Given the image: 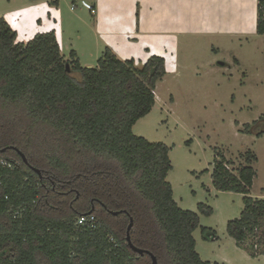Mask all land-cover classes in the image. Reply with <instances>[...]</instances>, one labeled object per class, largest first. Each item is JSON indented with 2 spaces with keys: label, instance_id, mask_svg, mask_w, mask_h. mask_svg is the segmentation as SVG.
<instances>
[{
  "label": "trees",
  "instance_id": "16d2710c",
  "mask_svg": "<svg viewBox=\"0 0 264 264\" xmlns=\"http://www.w3.org/2000/svg\"><path fill=\"white\" fill-rule=\"evenodd\" d=\"M256 33L264 36V0ZM16 37L0 19V264H151L125 241L130 220L131 243L157 264H211L195 251L198 215L173 200L168 147L132 133L155 104L164 59L138 69L107 48L85 68L74 51L64 59L52 32ZM255 161L247 153L234 174L218 156L211 175L217 191L244 196L226 232L251 258L264 257V198L249 197ZM89 212L101 228L84 232L76 221Z\"/></svg>",
  "mask_w": 264,
  "mask_h": 264
},
{
  "label": "rangeland",
  "instance_id": "374dc122",
  "mask_svg": "<svg viewBox=\"0 0 264 264\" xmlns=\"http://www.w3.org/2000/svg\"><path fill=\"white\" fill-rule=\"evenodd\" d=\"M247 2L254 7L252 22L220 13L217 40L199 35L195 30L200 27H186L195 33L174 41L165 31L152 37L150 23L138 28V10L132 26L126 27L125 14H117L120 22L114 23L116 14L105 10L104 0H0V19L10 12L26 16L22 32L29 34L27 38L30 27L45 26L50 31L44 32L54 35L61 32V55L68 60L70 52H76L82 67H96L107 48L121 61L133 60L138 69L152 56L164 59L166 75L155 86V104L132 133L168 147L172 169L166 180L173 199L180 209L198 215L192 234L195 251L202 261L219 264H264V257L251 258L226 232L227 224L243 211L244 196L217 191L211 179L216 157L222 156L236 174L250 153L256 161L249 197L264 198V134L256 137L264 131V36L255 31L257 0ZM121 32L130 35V42L119 37ZM71 76L80 79L77 73ZM200 205L210 207L212 214H203ZM202 229L214 236L205 239Z\"/></svg>",
  "mask_w": 264,
  "mask_h": 264
},
{
  "label": "crops",
  "instance_id": "0c3cea01",
  "mask_svg": "<svg viewBox=\"0 0 264 264\" xmlns=\"http://www.w3.org/2000/svg\"><path fill=\"white\" fill-rule=\"evenodd\" d=\"M104 0V8L108 11L110 15L116 14V20L114 23L118 24L117 21L119 17L117 14H121L124 18L126 27L132 26L133 24V13L139 11L137 15H141V21L138 22V28L147 26L150 23L151 27V36L156 37L159 33L165 31V35L168 37V40H176L178 36L187 33L199 32V35L214 37L218 39V29L219 21L218 15L231 14L234 16L235 21L241 20L245 22L253 20V11L254 7H250L247 0ZM95 5L92 7L94 8ZM95 9V8H94ZM257 9H258V0H257ZM19 14V13H18ZM20 15V14H19ZM147 15H150L147 17ZM16 19V24H13V19ZM14 19V21H15ZM9 27L16 32L18 39L20 36L26 37L30 41L36 34L45 33L44 31H50L49 28L45 26H37L35 28L30 27L31 35L27 32H22L23 24L28 21L27 17L20 15L19 18L17 14L10 12L5 19H3ZM258 16L256 18L257 25ZM121 23H124V22ZM245 22L240 26L243 27ZM124 27V24H122ZM21 28L19 33L18 28ZM49 27V25H48ZM186 27H200L199 30L187 29ZM237 24L235 23V26ZM26 31V30H25ZM256 31V28H255ZM197 33V32H196ZM132 35V34H131ZM129 36L125 32H121L119 37L124 38L127 42H130ZM62 33H55V38L58 45L61 43ZM17 40V39H16ZM26 41V40H25ZM24 41V43H25ZM21 43V42H20ZM60 50H62L60 46ZM149 52V49H146ZM171 52V51H170ZM76 53V52H75ZM77 56V54H76ZM126 61V60H124ZM79 62V61H78ZM80 64V63H79ZM173 193V192H172ZM174 200V199H173ZM211 236H214L210 232ZM208 239V238H205ZM196 248V242H195ZM202 260V259H201ZM208 262V261H206ZM211 264H219L218 262H209Z\"/></svg>",
  "mask_w": 264,
  "mask_h": 264
},
{
  "label": "built area",
  "instance_id": "2783aa9c",
  "mask_svg": "<svg viewBox=\"0 0 264 264\" xmlns=\"http://www.w3.org/2000/svg\"><path fill=\"white\" fill-rule=\"evenodd\" d=\"M91 14H95V9L91 8L90 9ZM2 165H5V163L1 162ZM19 212H16L14 216L17 217ZM76 225L79 226L82 231L87 232V231H94L96 229H100L101 225L98 223L97 219L95 218L94 215H84V216H79ZM108 243L112 246L113 249L118 248V244L116 243L115 239L112 236L107 237Z\"/></svg>",
  "mask_w": 264,
  "mask_h": 264
},
{
  "label": "water",
  "instance_id": "95a60500",
  "mask_svg": "<svg viewBox=\"0 0 264 264\" xmlns=\"http://www.w3.org/2000/svg\"><path fill=\"white\" fill-rule=\"evenodd\" d=\"M66 72L69 73V67H68V66H66ZM12 149H14V148H12ZM16 151H17V150H16ZM17 153L19 154V156H20V158L22 159V161H23L24 163H26V159H25L24 155H22V154H21L20 152H18V151H17ZM33 171H34V173H36L37 175H40V172H39L38 170H33ZM90 214H91V212H89L87 215H90ZM111 214L114 215V216H116V215H118L119 213L114 212V213H111ZM131 228H132V220H130V223H129L127 229H126V236H125V241H126L128 247L130 248V250H131L133 253L137 254L139 257H142V256H144V255H148V256L150 257L151 264H157V260H156V258H155L153 255H151L149 252H147V251H145V250H142V249H138V248H136V247L131 243L130 236H129V232H130Z\"/></svg>",
  "mask_w": 264,
  "mask_h": 264
},
{
  "label": "flooded vegetation",
  "instance_id": "af4514ba",
  "mask_svg": "<svg viewBox=\"0 0 264 264\" xmlns=\"http://www.w3.org/2000/svg\"><path fill=\"white\" fill-rule=\"evenodd\" d=\"M92 208H94V207H92Z\"/></svg>",
  "mask_w": 264,
  "mask_h": 264
}]
</instances>
